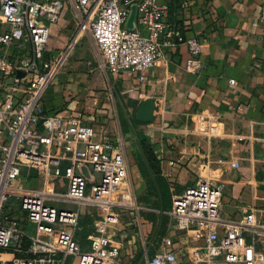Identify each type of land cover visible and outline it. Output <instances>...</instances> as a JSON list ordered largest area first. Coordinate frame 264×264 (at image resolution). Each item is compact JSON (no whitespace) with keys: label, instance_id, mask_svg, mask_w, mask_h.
<instances>
[{"label":"built area","instance_id":"1","mask_svg":"<svg viewBox=\"0 0 264 264\" xmlns=\"http://www.w3.org/2000/svg\"><path fill=\"white\" fill-rule=\"evenodd\" d=\"M68 6L110 75L142 77L181 44L189 51L185 71L204 67L200 41L185 38L158 0H0V264H123L111 232L117 209L131 207L125 135L115 125L97 132L80 111L65 116L43 105L62 64L48 48L51 27ZM25 167L41 175L42 189L15 186ZM221 206L220 187L196 182L172 198L169 226L202 241L196 264H264V221L254 207L224 224ZM82 208L102 215L82 226ZM83 230L86 247L77 236ZM155 241L146 264H181L173 236Z\"/></svg>","mask_w":264,"mask_h":264},{"label":"crops","instance_id":"2","mask_svg":"<svg viewBox=\"0 0 264 264\" xmlns=\"http://www.w3.org/2000/svg\"><path fill=\"white\" fill-rule=\"evenodd\" d=\"M158 3L168 5L169 22L185 38L200 41L204 67L199 73L185 71L189 51L181 44L166 49L142 77L113 76L101 67L90 36L79 39L78 33L43 97L48 112L80 111L97 132L115 125L125 135L133 203L119 212L117 235L111 234L119 248L128 245L120 249L123 264H136V247L145 243L139 228L148 238L149 221L154 218L160 226L164 205L141 143L157 162L171 200L196 182L212 183L222 192V223L240 221L250 206L264 221V0ZM63 26L59 21L51 27L48 45L54 57L60 56ZM144 103L151 105L141 109ZM158 234L155 229L150 238ZM169 235L181 264H196L192 253L202 241L176 230Z\"/></svg>","mask_w":264,"mask_h":264},{"label":"rangeland","instance_id":"3","mask_svg":"<svg viewBox=\"0 0 264 264\" xmlns=\"http://www.w3.org/2000/svg\"><path fill=\"white\" fill-rule=\"evenodd\" d=\"M67 16L65 19H61L60 23H62L64 26L62 28H60L59 31V36L62 37V40H60V56L65 55V53L67 52V50L71 49L72 44L75 42V37L78 33H80V38L82 39L84 38L85 35H89V31L87 29H82V25H80L79 20L77 18H75V12L73 11V9L71 7L68 6L67 8ZM63 21H66V23H63ZM74 46V44H73ZM50 46L48 45V48ZM63 69V68H62ZM98 92V91H96ZM13 105H16V101L13 102ZM5 131V130H4ZM0 141L2 143L5 142L4 138H1ZM134 142V147H136V150H138V144L135 140H133ZM129 144H127L128 146ZM132 145V144H131ZM132 145V147H133ZM128 149V148H127ZM94 176V175H93ZM127 189L130 188V182L129 179H127ZM16 187L19 188H23L26 190H30V191H37L42 189L43 187V179L41 177V175L37 172V171H33V170H28V168H24L23 172H22V176L17 180V182L15 183ZM132 199V197H131ZM129 200L128 203L129 205L132 204V200ZM116 201H119L118 198H115ZM127 208H129L128 206H126ZM15 209H17V206L14 207ZM171 209V197L169 195L168 199L166 202H164V205L162 206V213L160 216L161 222H160V226L157 224V221L153 218L151 219V221H149V223H151V233L148 234V238L147 236L145 237L144 232L142 230V227H140L139 229H141V232H138V227H136V232H138L139 234H141V236L143 237V239L145 240V243H143V245L141 243H138L136 249H138V256L136 258V264H146L147 260L152 256V250L156 249L157 250V245L155 240H158L159 237L164 236V235H169L172 234V232L174 233V228L169 226V217L167 216L169 211ZM118 213L119 212H123L126 213L127 209H120L118 208ZM120 210V211H119ZM82 212V220H81V224L82 226H90L93 224V222L98 221L100 216L102 215V213L100 211H98L97 209H93V208H82L81 209ZM142 215V214H140ZM17 217H22V213L18 210L16 213ZM143 217V216H142ZM152 217L149 216L148 218ZM154 217V216H153ZM145 218V217H144ZM125 221V220H124ZM120 225V224H119ZM118 224L114 227V229L112 230V232L114 233V236L117 235L115 231V228L119 226ZM141 225H145L144 222H141ZM158 230V237H151V234L153 233L154 230ZM85 230H83V232H78L77 236L80 240V242L82 243V245L84 247H86L87 242L85 241V236L84 233ZM111 232V233H112ZM147 234V232H146ZM173 236V235H170ZM155 238V239H154ZM126 240V239H125ZM114 242V241H113ZM143 242V241H142ZM122 245V243H120ZM128 245L125 246L124 248L120 247V249H127ZM70 260L75 262L76 259L70 257ZM129 264V263H127Z\"/></svg>","mask_w":264,"mask_h":264},{"label":"trees","instance_id":"4","mask_svg":"<svg viewBox=\"0 0 264 264\" xmlns=\"http://www.w3.org/2000/svg\"><path fill=\"white\" fill-rule=\"evenodd\" d=\"M141 144L143 146V150L145 153L146 160L148 161V163L150 165L152 173L155 176L157 186L160 189L162 200H163V202H166L168 197H169V192H168V189H166V186L164 185V183L162 182V178L160 176L159 166H158L157 162L155 161V159L153 158L150 149L145 146V143H141Z\"/></svg>","mask_w":264,"mask_h":264},{"label":"water","instance_id":"5","mask_svg":"<svg viewBox=\"0 0 264 264\" xmlns=\"http://www.w3.org/2000/svg\"><path fill=\"white\" fill-rule=\"evenodd\" d=\"M133 17H134L133 14H131V16H130L128 22H127V28H130V25H131V22H132V20H133ZM147 105H151V103H150V104L144 103L143 106L141 107V109H143V108L146 107ZM137 118H138V116H137Z\"/></svg>","mask_w":264,"mask_h":264},{"label":"bare ground","instance_id":"6","mask_svg":"<svg viewBox=\"0 0 264 264\" xmlns=\"http://www.w3.org/2000/svg\"><path fill=\"white\" fill-rule=\"evenodd\" d=\"M125 186V185H124Z\"/></svg>","mask_w":264,"mask_h":264}]
</instances>
